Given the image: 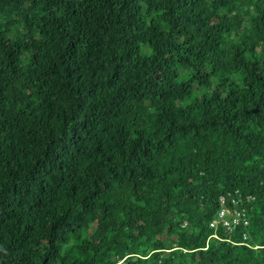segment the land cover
I'll return each instance as SVG.
<instances>
[{"label":"trees","instance_id":"trees-1","mask_svg":"<svg viewBox=\"0 0 264 264\" xmlns=\"http://www.w3.org/2000/svg\"><path fill=\"white\" fill-rule=\"evenodd\" d=\"M0 264H264V0H0Z\"/></svg>","mask_w":264,"mask_h":264},{"label":"built area","instance_id":"built-area-1","mask_svg":"<svg viewBox=\"0 0 264 264\" xmlns=\"http://www.w3.org/2000/svg\"><path fill=\"white\" fill-rule=\"evenodd\" d=\"M221 200L224 201V198L222 197ZM234 208L237 209V214H236V216H235V217L237 218V220H235L234 225L237 224L240 220H242L244 224L248 225V224H249V218H248V216H247V214H246V210H245V208H241V207H239V208L234 207ZM219 216H220V217H224V216H225V209H224V208L221 209V211H220V213H219ZM235 217H234V218H235ZM214 222H216V221H214ZM229 222H230V221L225 220V224H226L227 226H228ZM246 237H247V236L245 235L244 238H246Z\"/></svg>","mask_w":264,"mask_h":264},{"label":"clouds","instance_id":"clouds-1","mask_svg":"<svg viewBox=\"0 0 264 264\" xmlns=\"http://www.w3.org/2000/svg\"><path fill=\"white\" fill-rule=\"evenodd\" d=\"M247 213V212H246ZM250 223V222H249Z\"/></svg>","mask_w":264,"mask_h":264}]
</instances>
